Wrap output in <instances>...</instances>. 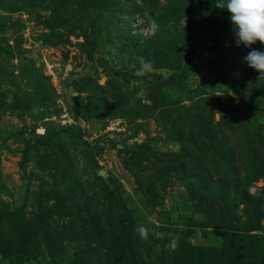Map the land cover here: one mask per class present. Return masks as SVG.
<instances>
[{"label": "rangeland", "instance_id": "rangeland-1", "mask_svg": "<svg viewBox=\"0 0 264 264\" xmlns=\"http://www.w3.org/2000/svg\"><path fill=\"white\" fill-rule=\"evenodd\" d=\"M229 15L0 0V264H264V78Z\"/></svg>", "mask_w": 264, "mask_h": 264}, {"label": "clouds", "instance_id": "clouds-1", "mask_svg": "<svg viewBox=\"0 0 264 264\" xmlns=\"http://www.w3.org/2000/svg\"><path fill=\"white\" fill-rule=\"evenodd\" d=\"M216 7L228 11L232 23L234 42L251 50L242 57V61L257 70L258 78H264V50L251 48L257 41L264 44V0H216ZM139 67L135 74L142 76L151 66V62L144 57H138ZM143 239L147 237L149 229L139 225L136 229Z\"/></svg>", "mask_w": 264, "mask_h": 264}, {"label": "water", "instance_id": "water-1", "mask_svg": "<svg viewBox=\"0 0 264 264\" xmlns=\"http://www.w3.org/2000/svg\"><path fill=\"white\" fill-rule=\"evenodd\" d=\"M98 63L101 66H105L107 68H111L112 67V65L110 64V62L107 59L103 58V57H101V58L98 59Z\"/></svg>", "mask_w": 264, "mask_h": 264}]
</instances>
